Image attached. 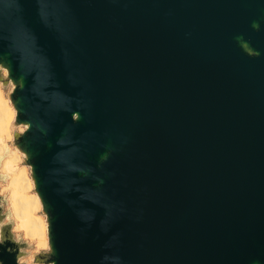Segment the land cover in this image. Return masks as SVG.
Segmentation results:
<instances>
[{
	"label": "water",
	"instance_id": "obj_1",
	"mask_svg": "<svg viewBox=\"0 0 264 264\" xmlns=\"http://www.w3.org/2000/svg\"><path fill=\"white\" fill-rule=\"evenodd\" d=\"M0 83L36 264H264V0H0Z\"/></svg>",
	"mask_w": 264,
	"mask_h": 264
},
{
	"label": "rangeland",
	"instance_id": "obj_2",
	"mask_svg": "<svg viewBox=\"0 0 264 264\" xmlns=\"http://www.w3.org/2000/svg\"><path fill=\"white\" fill-rule=\"evenodd\" d=\"M0 89V100L5 102L9 110H15L9 98L6 96L10 90V84L2 87L0 83ZM13 120L11 118L7 119L8 124L0 127V157L3 156L0 163V173L6 175L5 180H0V195L3 196L0 203L2 206V213H6L7 211L11 212L10 219L13 221L12 232L15 237L19 236L23 241L29 244V246L24 249L26 253L20 259V262L25 264H36L33 255L38 252L46 251L48 243L44 246L43 243L39 241L36 234H33L27 225H23L22 220L25 219V217L22 214H18V211L22 209V205L20 206V204H18L15 206L13 204V196H25L28 200L38 196L34 191L29 168L23 162L22 154L14 147L12 142ZM23 128V126L19 125L17 130L21 131ZM23 175L26 178L21 180V176ZM24 206L26 205H23V207ZM30 208L35 217L42 219V221L46 223V217L41 212L42 206L39 201L38 203H32ZM7 220L8 219L5 218L4 222Z\"/></svg>",
	"mask_w": 264,
	"mask_h": 264
},
{
	"label": "bare ground",
	"instance_id": "obj_3",
	"mask_svg": "<svg viewBox=\"0 0 264 264\" xmlns=\"http://www.w3.org/2000/svg\"><path fill=\"white\" fill-rule=\"evenodd\" d=\"M4 72L6 71L4 70ZM15 113V110H9V107L5 105V102L0 100V127L6 126L8 124L7 119L11 118L13 120L15 117ZM25 178L26 177L24 175L21 176V180H24ZM38 201L40 202L38 196L30 200L26 199L25 196H13V204L15 206L18 204H20V206L22 205V209L18 211V214H22L25 217V219L22 220L23 225H27V227L30 228L31 232L33 234H36V236L39 238V241L42 242L44 246H46V244L48 243L47 223H44L42 219L35 217L30 208V205L32 203H38ZM23 205L26 206L23 207Z\"/></svg>",
	"mask_w": 264,
	"mask_h": 264
}]
</instances>
